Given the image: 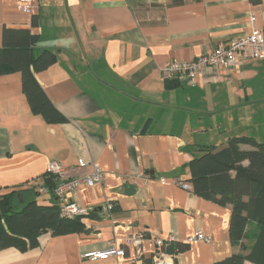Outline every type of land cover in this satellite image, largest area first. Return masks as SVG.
Masks as SVG:
<instances>
[{
    "label": "crops",
    "instance_id": "obj_1",
    "mask_svg": "<svg viewBox=\"0 0 264 264\" xmlns=\"http://www.w3.org/2000/svg\"><path fill=\"white\" fill-rule=\"evenodd\" d=\"M18 5L0 0V49L3 28H25L38 37L34 54L56 53L35 77L66 121L49 123L32 111L19 72L0 75V197L14 192L21 205L59 208L51 191H37L51 187L44 174L50 160L76 175L97 163L103 180L66 194L89 208L72 218L68 234L47 231L34 247L2 248L0 264H144L153 262L152 237L168 235L184 247L163 251L168 264L247 255L258 225L248 221L241 241L232 242L231 206L195 194L189 164L204 145L218 150L234 137L264 142V57L171 79L160 69L247 35L251 14L264 29V0H36L33 13ZM197 230L211 241L184 245ZM127 238L134 241L126 245ZM110 244L124 255L82 257Z\"/></svg>",
    "mask_w": 264,
    "mask_h": 264
},
{
    "label": "trees",
    "instance_id": "obj_2",
    "mask_svg": "<svg viewBox=\"0 0 264 264\" xmlns=\"http://www.w3.org/2000/svg\"><path fill=\"white\" fill-rule=\"evenodd\" d=\"M37 38L29 29L3 28L0 75L19 72L22 92L32 111L49 123H61L66 119L53 106L35 77V73L56 62V53L45 49L34 54ZM172 85L167 83L166 87ZM242 144L251 148L241 149ZM201 150L202 153L189 164L194 193L218 205L231 206L228 231L232 242L241 241L248 221L256 222L259 227L256 241L247 255L234 253L210 264H243L244 260L264 264V142L234 137L221 149L213 150L204 145ZM71 220L62 217L56 205H40L35 201L21 205L14 192L5 194L0 197V249L14 247L23 251L34 247L38 236L47 231L53 235L68 234L72 230ZM183 249L171 243L163 251L176 254ZM144 264H153L152 259Z\"/></svg>",
    "mask_w": 264,
    "mask_h": 264
},
{
    "label": "built area",
    "instance_id": "obj_3",
    "mask_svg": "<svg viewBox=\"0 0 264 264\" xmlns=\"http://www.w3.org/2000/svg\"><path fill=\"white\" fill-rule=\"evenodd\" d=\"M36 7V0H19L18 8L25 13H33ZM261 16L264 19V10L261 11ZM250 32L238 39L230 41L227 45L218 46L210 53L204 54L195 60L182 61L174 59L161 67V75L164 79H171L177 74L186 73L195 76L204 68H219L224 66L234 65L236 62L247 58L264 57V29L255 27V16H249ZM83 160H78V165H83ZM93 170L89 174L76 175L72 171L61 165L55 160H50L46 163L44 174L51 181V187L41 186L38 188V193L44 194L49 191L53 193L55 199L59 203V213L62 217L74 218L81 215H86L89 208L79 206L75 202L67 200V193H75L80 187H93L96 183H101L103 180V171L97 163H93ZM163 182L164 179H161ZM181 187L187 185L181 181L176 182ZM138 239V238H136ZM133 238H127L125 244H131ZM156 251L153 255V264H168L166 254L163 253V248L176 242L173 235L167 237L155 236L151 239ZM194 241L209 243L211 237L205 235L201 230L187 237L182 243L190 244ZM124 255L123 248H118L114 244L107 247L87 251L82 254L83 258L90 260H108L121 257Z\"/></svg>",
    "mask_w": 264,
    "mask_h": 264
}]
</instances>
